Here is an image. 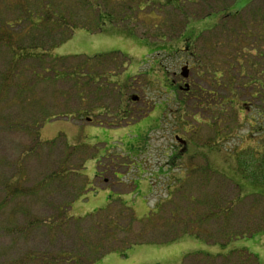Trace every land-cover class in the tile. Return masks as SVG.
<instances>
[{"label":"rangeland","instance_id":"1","mask_svg":"<svg viewBox=\"0 0 264 264\" xmlns=\"http://www.w3.org/2000/svg\"><path fill=\"white\" fill-rule=\"evenodd\" d=\"M190 1L193 2L189 3L188 0H180L181 3L186 2L187 8L183 14H180L171 7H164L160 12L157 9L153 13V17L157 19L154 23L147 18L148 16L141 17L138 21L139 24L136 32L133 28L112 25L111 23L104 25L103 29L96 33H90L86 30H76L71 39L54 51L56 57L66 60L62 64H55L52 61L50 62V67L52 70L63 71L69 77L73 75L76 69L75 72H78L84 78H81L79 82H76V79L67 78V80L55 84H41L34 94L37 96L36 100L40 99L44 106H39L36 103L35 106L26 104L25 108H23L15 105L12 99H10L11 102L8 101L0 104V184L4 179L18 173L16 178H19V180L16 186L19 189L28 190L26 193H17L14 198L8 201V205L0 210V264L20 259L30 253H38L40 255L41 253L51 252L54 254L60 249H65V246L69 247L73 243H77V241L80 242V232H76L75 229L71 237H69L62 235L61 232L55 234L54 231L48 230L45 227L43 229H35L34 231L31 229L29 233L25 234L24 228L30 219L33 221L36 219L44 220L55 215L57 213L56 207L53 206L55 202H58V205H60L66 201L67 205H63L64 210H67V213L70 215L77 214V216L81 217L88 216L98 211V209L104 208L106 205L99 207L97 210L88 209L87 207L86 211L78 214V212L71 209L73 203L70 202V199L84 192L89 193V190L96 193L97 191H95L96 188L94 187L105 186L102 180L96 179V175L88 172L90 171L88 169L90 162L95 160L96 157H103V152L110 153L112 156H120L122 153L128 152H132L130 154L134 155L136 153V146L144 141L143 132H147L149 128L152 130L156 129L157 117H155V113L157 111L154 110H158V107H161V105H168L167 110L163 115L161 127L152 134L154 137L153 144L155 145L152 152L158 155V157L164 156V152L168 146L175 145L176 143L179 144L177 138L185 140L191 138L196 144L203 145L207 144L208 139L215 137V129L209 127L211 124L206 119L208 114L198 116L199 121L196 122L194 117L199 112L193 109V106L197 101L189 98V101L185 105H182L180 102L185 98L184 93L177 95L171 92L173 84L169 81L174 80L180 83L183 79V77L181 78L182 68H185V64L190 61L188 78L184 80L190 84L192 89H197L196 86L200 85L207 91H212L211 84L213 83L214 73L222 70L223 78L221 81L224 84L228 81L229 76L237 78L239 72L232 70L228 73L226 70L228 69V64L232 62L230 58L233 59L239 50L234 51L227 46L226 49L223 48L221 51H214L212 48V37L207 42H203V40L197 41L194 44V49L195 54L199 57V62L203 66H208V62H215L208 69L211 74H207L204 70L203 78L199 79L196 76L198 71L192 69L194 63L191 61L192 59L187 49L184 48L182 43H179V40H176L178 43L176 41L170 44L156 43L157 38H154L152 35L153 38H150V36H145L144 34L146 32H156L157 30H153V26L157 24L158 28L164 30L163 35L167 37L166 41H170L180 34L182 24L185 23V17L196 16L197 19L192 20L190 24L191 30L189 32L191 33L183 34V37H181L183 40L199 34L201 31L210 29L221 16L227 13L234 14L237 11H241L245 19L251 13L253 15L261 13L259 11L262 8L263 0H253L250 5L248 4L251 0ZM216 8L221 9L219 10L221 12H216L205 18ZM143 18L146 22L141 21ZM161 26H164V29ZM148 29L150 30L148 31ZM255 31L254 34L256 33ZM208 36L209 33L206 32L202 35L206 39ZM220 39L224 44L226 41L225 37ZM252 41V39L245 41L244 46L242 45L240 49L245 46L249 47ZM163 45L171 47L178 45L177 47L181 51L173 55L161 52L156 54V51H159L158 48L163 47ZM261 50L264 52V48ZM112 53H114V56L116 55L115 59L112 58L114 60L110 58H101L94 61L87 60V58L91 59ZM118 54L123 56V60L121 57H117ZM247 57L251 58L253 63H257L258 65H255L256 67L254 68L249 64L251 60H249L250 62L247 61L244 65L245 73L251 76V78L256 77L258 79L257 66H263L264 60L261 61L250 56ZM4 61L5 56L2 55L0 57V67L3 66ZM94 74L99 77L96 85L91 83L87 78L89 75ZM104 75L109 77L106 79L102 78ZM245 81L247 82L246 84L251 82V80L246 79ZM114 82L115 84L112 85ZM238 91L236 107L239 106V102L248 103L247 112L249 116L245 117L242 112L238 120L235 121V118L231 117V115L236 113L237 110L226 106L227 113H230V115L221 116L220 124L216 126L217 129H221L223 132L236 126L234 129L237 132L232 133L230 138L224 137V139L228 140L226 145L230 153L236 148L244 149L247 146H253L257 142L258 138L253 137L255 128H252V125L254 123L248 119H250L251 115L258 119L259 109H264V105L259 100L256 101L250 97L251 94L257 91L254 90V87L252 88L251 85H248L245 90L239 89ZM171 93L177 97L174 98L171 96ZM217 93H219L220 97H229V93L224 90ZM136 97L138 99L133 100ZM27 99V103H31L34 97L28 96ZM210 101L214 103L213 100ZM219 101L221 100L218 99L217 103ZM118 109L120 110L117 112ZM41 111L42 113L51 111L49 116L51 119L42 125L39 138H37L36 132H38V129L34 127L33 123L41 114ZM128 111L131 112L128 121L133 123V125L113 128L105 127L107 124H116L114 117L120 118L122 115L125 116ZM23 115L30 122V127L27 126V129H23L17 125L15 129L11 128L12 125H16V121L21 119ZM88 119H93L94 121H89ZM138 120L140 121L134 123ZM100 124H105V126H101ZM131 139L134 140L127 141ZM38 141L41 142L42 146H37L39 144ZM224 145L221 144L222 147H220L219 151H215L210 155L217 166L223 164L222 156L225 153L222 151L225 150L223 148ZM26 146L33 148L35 146L37 149H35V154L30 155L27 162L23 164L20 162V153ZM197 149L200 158L195 160L199 165H203L205 163L203 156H207L208 151L202 147ZM192 150L193 148L191 147L189 152L183 153L182 157L194 156L195 152H192ZM64 162H66L64 169L68 176L66 175L67 178L60 182L61 186L59 190L49 188L50 190H46L40 196L32 195L30 190L43 177L51 174L53 171L60 170V165ZM83 169H87V173L86 171H84L85 173L81 172ZM221 170L232 173L230 165H226ZM104 171L105 169H99L100 173H104ZM107 171L111 172L112 170ZM111 173L114 172L112 171ZM111 173L104 174V177L108 178L109 185L115 189L112 186L114 183L112 180L115 177ZM90 181L94 184V187L88 185ZM242 184L246 187L244 188L246 195L258 194L264 196L263 188L259 186L251 188L247 182H243ZM162 187L164 189L161 192L163 200L168 195V187H164V185ZM52 192L58 193L51 194ZM223 194V197H225V194L235 195V187L227 189ZM231 195H227L228 202L232 201ZM261 196H252L249 200L236 205L234 209L235 214L232 215L230 222L233 226H236L237 233H240L241 228L250 226L254 227L252 231L258 229L264 230V197ZM6 198L7 194L5 195L4 191L1 190L0 204ZM74 200L72 199V202ZM88 201H84L86 206L89 204ZM157 203L154 205L155 207ZM114 204L117 207L122 205L119 202H114ZM122 207L124 206L122 205ZM211 225H213L211 226V233L218 230L216 223H212ZM15 226H18L16 230L14 229ZM134 227H138V225L136 224ZM220 237V233L213 236V238L222 241ZM207 244L218 247L217 252L221 251L219 245ZM175 249L168 251V253L177 254L181 250L176 247ZM234 249L238 250V252L245 251L255 257L259 264H264V231L253 235L250 233L248 236L233 239L227 250L222 251V253ZM183 251L187 254L197 252L217 253L204 249ZM129 252L128 250L121 255L128 257ZM166 253L167 251H164V254ZM157 254L154 251L146 252L145 256L149 257L146 260L153 262ZM123 260L121 264H131L133 262L126 260V258ZM216 262L218 264H240V258L237 255L229 258L220 257ZM163 263L160 260V264ZM107 264H117V262L113 260L108 261Z\"/></svg>","mask_w":264,"mask_h":264},{"label":"trees","instance_id":"2","mask_svg":"<svg viewBox=\"0 0 264 264\" xmlns=\"http://www.w3.org/2000/svg\"><path fill=\"white\" fill-rule=\"evenodd\" d=\"M188 2L192 3L193 1L188 0ZM252 2L253 0L248 5L252 4ZM185 3H181L180 0H0V57L2 55L5 56L3 66L0 67V104L11 102L10 99H12L15 105L23 108H25L26 104L35 106L36 103L39 106H44L40 99L36 100L37 96L34 94L41 84H55L67 80V78L76 79V82H79L81 78H84L78 72H75L76 69L73 75L69 77L63 71L52 70L50 67V62L52 61L55 64H62L66 60L56 57L54 51L71 39L76 30L96 33L100 32L104 25L111 23L112 25L133 28L136 32L138 21L141 17L148 16L147 18L154 23L157 19L153 17V13L157 9L160 12L164 7H171L183 14L187 8ZM147 9L148 11H146ZM219 10L221 9L216 8L205 18L216 12H221ZM259 12L261 13L254 15L251 13V15L246 16V19L241 14V11H237L234 14L227 13L221 16L210 29L183 40L181 39L183 34L191 33L189 32L191 30L190 24L192 20L197 19L196 16L185 17V23L182 24L180 34L170 41H166L167 37L163 35L164 30L158 28L157 24L153 26V30H157L156 32H146L144 34L145 36H150V38H157L156 43L170 44L179 40V43H182L184 48L187 49L189 47L187 52L194 63L192 69L198 71L196 76L199 79L203 78L204 70L207 74H211L208 69L215 62H208V66H203L199 62V57L195 54L194 49V44L197 41L203 40V42H207L212 37V48L214 51H221L223 48L226 49L227 46L231 50H239L237 55H235L236 57L230 58L234 63H229L226 70L228 73L232 70L239 72L237 78L229 76L228 81L224 84L221 81L223 78L221 70L213 74L212 91H207L200 85L196 86L197 89H192V99L197 101L193 109L199 112L194 117V120L198 122V116L208 114L206 119L211 124L209 127L215 129V137L208 139L207 144L203 145L196 144L191 138L189 140L177 139L179 142L177 144L178 150L173 155V162L177 158L180 159L183 153L189 152L191 147L195 155L189 156L190 161L186 168V177L178 182L173 191L167 188V197L163 200H158L156 207L148 216L139 219L132 210L122 207V205L117 207L114 202L88 216H74L64 210L63 205H67L66 201L60 205L55 202L53 206L56 207L57 213L44 220L36 219L33 221L30 219L24 228V233H29L31 229L34 231L45 227L54 231L55 234L61 232L62 235L71 237L75 229L76 232H80V242L77 241V243H73L69 247L65 246V249H60L54 254L51 252L41 253L40 255L38 253H30L20 259L2 264H94L111 253L119 252L124 254L132 247L140 245L171 244L185 236H194L207 243L219 245L221 251L217 253H190L184 257L180 264H218L216 261L220 257L229 258L234 255L239 256L240 264H259L255 257L245 251L238 252L236 249L226 253H222V251H226L235 238H242L250 233L253 235L264 231L259 229L252 231L254 227L250 226L241 228L240 233H237L236 226H233L230 222L238 203L241 204L252 196H261L258 194L246 195L244 191L246 187L243 186V182L249 183L251 188L259 186L264 189V109H259L258 119L251 114L250 119H248L254 123L252 125V128H255L253 137L258 138L253 146H247L244 149L236 148L230 153L226 145L228 140L224 139V137L230 138L232 133L237 132L234 129L236 126L232 127V129H227L228 131L225 130V132L216 127L220 124L221 116L230 115V113H227L226 106L237 110L236 113L231 115V117L235 118V121L238 120L242 112L245 117L249 116L247 112L248 103L239 102V106L236 107V100H238L237 91L239 89L245 90L248 85H251L257 91L251 94L250 97L256 101L259 100L264 105V65L257 66L258 79L256 77L251 78L245 73L244 69L245 63L251 60L247 56L260 59L261 61L264 60V52L261 50L264 48V0ZM141 21L146 22L144 18ZM161 27L164 29V26ZM254 31L256 32L255 34ZM205 32L209 33L207 39L202 37ZM222 37L226 39L224 44L220 39ZM251 39L253 41L249 47L245 46L240 49L242 45L244 46L245 41ZM177 46L163 45V47L158 48L159 51H156V54L158 52L169 55L176 54L181 51ZM117 57H121L123 60V56L118 54ZM101 58L114 60L116 55L114 56V53L100 55L91 59L87 58V60L94 61ZM249 64L254 68L256 67L255 65H258L253 63V60ZM95 76L94 74L87 77L94 85L99 81V77ZM107 77L109 76L104 75L102 78L106 79ZM245 79L251 80V82L246 84ZM114 84L115 82L112 85ZM223 90L229 93V97H220L217 92ZM171 92L177 95L181 94V92H178L177 85H173ZM28 96L34 97L31 103H27ZM185 98L180 102L182 105H185L188 101ZM218 99L221 100L219 103H217ZM210 100H213L214 103H211ZM42 111L33 123L34 127L38 129V132H36L37 138H39L42 125L51 119L49 117L51 111L48 113H42ZM216 113L219 114L216 115ZM130 115L131 112L128 111L125 116L114 117L115 123H128ZM25 117L23 115L21 119L16 121V125H12L11 128L15 129L17 125L23 129H27V126L30 127V122ZM91 121L94 120L92 119ZM38 143L37 146H42L40 141ZM221 144H225L223 147L225 150L223 149L224 151H222L225 154L222 156L223 164H220V167L215 164L210 155L215 151H219L220 147H222ZM201 147L203 149L206 148L208 151L207 156H203L205 158L203 165H199L195 160L200 158L197 148ZM35 149H37L35 146L34 148L26 146L20 153V162L26 163L28 157L35 154ZM226 165L231 166L232 173L221 170ZM60 166V170L53 171L43 177L30 190L31 194L40 196L46 190H50L49 188L59 190L60 182L64 181L68 176L64 169L66 162ZM17 175L18 173L4 179L0 184V193L3 190L5 195L7 194V198L0 204V210L6 207L8 201L14 198L17 193L28 192L27 189L22 190L16 186L19 180V178H16ZM232 187H235V195L225 194V197H223V193ZM57 193L52 192L51 194ZM227 195L232 196V201H227ZM77 197V195L71 197L70 202L72 203V199L74 200ZM212 223L218 225V230L213 231V233H211ZM136 224L138 227H134ZM17 228L18 226L14 227L15 230ZM219 233L222 241L213 238Z\"/></svg>","mask_w":264,"mask_h":264},{"label":"crops","instance_id":"3","mask_svg":"<svg viewBox=\"0 0 264 264\" xmlns=\"http://www.w3.org/2000/svg\"><path fill=\"white\" fill-rule=\"evenodd\" d=\"M171 96L174 98L177 97L172 93ZM167 106L163 104L161 107H158V110H154L157 111L155 113V117H157L156 129L152 130L149 128L147 132H143L144 141L136 146V153L134 155L130 154L132 152H128L125 154L122 153L120 156H112L110 153L103 152V157H96L93 160L94 162H90L88 168L90 171L87 169L81 171H86V173L88 171L96 175V179L102 180L105 186L94 187V184L90 181L88 185L96 188L95 191L97 192L93 193L89 190V193L84 192L78 195V198L72 202V210L78 212V214H82V212L86 211L87 207L88 209L92 208L97 210L99 207L105 205L104 208H106L112 202H119L124 207L132 210L137 218L143 219L155 208L154 205L157 201L162 199L161 192L164 190L162 185L164 187L167 186L171 189L170 191H173L178 185V182L186 177V168L190 161L189 157H180V159L177 158L173 162V155L178 150V143L168 146L163 157H158V155L152 152L153 147H155L152 134L161 127V121L163 115L166 113ZM100 125L105 126V124ZM126 125L130 126L133 123L128 121V123L124 124H107L105 127L113 128ZM134 139L127 141L130 142ZM100 168L105 169L104 173L99 172ZM107 170H112L114 173H111L112 171L108 172ZM106 173H111L115 177L112 180L114 182L112 186L115 189L111 188L108 178L104 177ZM87 200H89V204L86 206L84 201ZM104 208H100L98 211ZM74 216H77V214ZM175 247L181 249L179 253H175L176 255L168 253V251L176 250ZM195 249H204L209 252L218 251V247L208 245L203 240L197 239L194 236H185L171 244L134 246L129 249L128 257L122 256L119 252L111 253L94 264H107L108 261L113 260H116L117 264H121L124 258L133 261L131 264H160V260L164 262L163 264H180L187 254L183 250L192 251ZM150 251H154L155 254L158 253L153 262L146 260L149 257L145 256V254ZM164 251H167V253L164 254Z\"/></svg>","mask_w":264,"mask_h":264},{"label":"flooded vegetation","instance_id":"4","mask_svg":"<svg viewBox=\"0 0 264 264\" xmlns=\"http://www.w3.org/2000/svg\"><path fill=\"white\" fill-rule=\"evenodd\" d=\"M189 49V47H187V50ZM190 62V61H189ZM189 62H187V64H185V67H188L189 69ZM183 69V68H182ZM188 73V71H187ZM175 76V74H174ZM180 76V75H179ZM182 72H181V78H182ZM185 78L183 77V79L179 82H176L174 80H170V82L173 84V85H177V88H178V92H181V93H184L185 96H186V100L188 99L189 101V98H193L192 97V87L190 86V84L187 83L186 80H184ZM184 100V98L182 99V101ZM189 103V102H188ZM178 140H180L179 138H177Z\"/></svg>","mask_w":264,"mask_h":264},{"label":"water","instance_id":"5","mask_svg":"<svg viewBox=\"0 0 264 264\" xmlns=\"http://www.w3.org/2000/svg\"><path fill=\"white\" fill-rule=\"evenodd\" d=\"M189 69H188V67H185V68H183V70H182V76L185 78V79H187L188 78V73H187V71H188ZM138 98L136 97V98H133V100H137ZM90 120V119H89Z\"/></svg>","mask_w":264,"mask_h":264}]
</instances>
